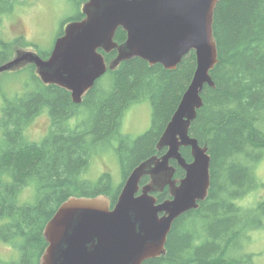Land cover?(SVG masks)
I'll use <instances>...</instances> for the list:
<instances>
[{"label": "trees", "instance_id": "16d2710c", "mask_svg": "<svg viewBox=\"0 0 264 264\" xmlns=\"http://www.w3.org/2000/svg\"><path fill=\"white\" fill-rule=\"evenodd\" d=\"M18 1L0 0V15L12 13ZM83 17L80 12L65 25ZM63 33L64 28L59 36ZM214 34L219 55L212 71L215 87L205 86L204 105L190 128L191 136L207 146L211 155L209 195L197 209L175 221L167 253L144 264H253L256 257L249 250L245 256L243 242L251 241L255 230L264 229V198L250 205L244 201L253 191L264 189V181L256 174L264 154V0H221L215 10ZM126 36L121 28L115 39L122 43ZM27 44L24 38L0 41V65ZM50 53L40 55L47 58ZM104 55L109 63L117 51ZM27 66L35 88L23 98L8 101L0 118L4 131L0 238L20 255L12 262L0 259V264H40L48 245L45 226L69 197L106 194L116 202L122 188L118 194L111 192L110 174L97 182L84 178L93 156L102 147H113L126 180L142 161L161 155L164 150L159 151L157 144L193 79L197 60L191 51L174 70L151 66L141 58L123 62L109 69L81 103L73 101L70 91L42 82L33 64ZM145 100L153 107L152 127L134 139L122 133L123 118L132 104ZM45 109L51 118L50 130L42 142L32 141L26 129ZM85 111L88 117L71 126V119ZM181 152L192 161L190 147H182ZM178 170L179 176L185 175L182 168ZM28 186L36 189L35 202L21 203V192ZM158 197L163 201L166 195Z\"/></svg>", "mask_w": 264, "mask_h": 264}, {"label": "water", "instance_id": "95a60500", "mask_svg": "<svg viewBox=\"0 0 264 264\" xmlns=\"http://www.w3.org/2000/svg\"><path fill=\"white\" fill-rule=\"evenodd\" d=\"M221 0H85L84 17L64 26L47 58L19 51L0 65V74L29 64L45 84L71 92L81 103L109 69L134 58L151 66L176 69L191 51L197 67L193 79L167 124L157 149L166 152L142 161L126 178L116 202L106 194L71 196L46 224L47 247L40 264H144L167 253L175 221L209 195L211 155L191 136L190 128L204 105L206 85L215 87L212 71L219 62L214 34L215 10ZM127 36L116 41L119 29ZM117 51L107 62L104 52ZM190 147L192 161L183 156ZM177 161L185 176L174 179ZM150 181L142 185L144 177ZM169 187L171 198L159 201L155 191Z\"/></svg>", "mask_w": 264, "mask_h": 264}, {"label": "rangeland", "instance_id": "374dc122", "mask_svg": "<svg viewBox=\"0 0 264 264\" xmlns=\"http://www.w3.org/2000/svg\"><path fill=\"white\" fill-rule=\"evenodd\" d=\"M83 4L78 5L77 0H19L15 9L10 14L0 15V41L11 43L18 38H24L27 45L19 46L14 50L13 59L19 51H33L39 54L52 52L54 44L65 26V21L78 16L82 12ZM0 51L2 46L0 45ZM12 60V59H11ZM108 80L104 79V88L107 89ZM35 88L32 78V70L29 66L16 71H6L0 74V118L3 108L8 101L23 98ZM88 117V111L81 116L71 119V126H76L81 120ZM153 107L149 100L132 104L126 111L122 133L132 136L134 139L146 133L152 127ZM51 118L45 109L37 115L26 129L28 139L42 142L50 130ZM3 130H0V143L3 140ZM117 141L114 146H118ZM106 147V146H105ZM102 147L96 153L84 174V178L92 182L100 180L103 174L111 176V192L118 194L125 181V170L113 147ZM256 167V174L264 181V154ZM36 189L34 186L25 187L20 195L21 203L35 202ZM264 189L253 191L244 203L250 205L263 200ZM256 201V202H255ZM243 251L249 250L256 255L253 264H264V229H258L251 233V241L243 242ZM236 250H232L234 254ZM248 252V251H247ZM19 251L0 238V259L4 261H16L19 259Z\"/></svg>", "mask_w": 264, "mask_h": 264}, {"label": "flooded vegetation", "instance_id": "af4514ba", "mask_svg": "<svg viewBox=\"0 0 264 264\" xmlns=\"http://www.w3.org/2000/svg\"><path fill=\"white\" fill-rule=\"evenodd\" d=\"M164 151H163V153L161 154V155H158V156H162V155H164L165 154V152H166V149H163ZM171 165L172 166H174L175 168H176V172H175V175H174V179H176L177 181H178V183H179V180L181 179V178H183L184 176H179V174H178V169H179V165H178V163H177V161H175V160H172L171 161ZM181 168V167H180ZM144 178H146V182L145 183H148L149 181H150V177L149 176H146V177H144ZM143 182V181H142ZM144 183V184H145ZM142 185H144L143 183H141ZM154 194H156V196L158 197V195L159 194H165L166 195V197L164 198V200L165 199H167V198H171V194H170V192H169V187H167L166 186V188H164L163 190H161V191H155L154 192ZM158 199H159V197H158ZM160 202H161V200H159ZM194 210V209H193ZM190 212V211H189ZM246 252H247V250H245L244 251V253H245V256L247 255L246 254ZM242 255V254H241ZM248 261V260H247Z\"/></svg>", "mask_w": 264, "mask_h": 264}, {"label": "bare ground", "instance_id": "6f19581e", "mask_svg": "<svg viewBox=\"0 0 264 264\" xmlns=\"http://www.w3.org/2000/svg\"><path fill=\"white\" fill-rule=\"evenodd\" d=\"M168 187V186H167ZM166 188V187H165Z\"/></svg>", "mask_w": 264, "mask_h": 264}]
</instances>
